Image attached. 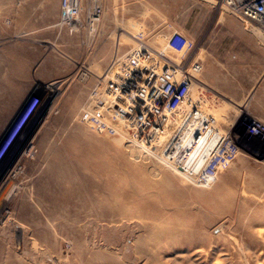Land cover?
Wrapping results in <instances>:
<instances>
[{
    "label": "rangeland",
    "instance_id": "obj_1",
    "mask_svg": "<svg viewBox=\"0 0 264 264\" xmlns=\"http://www.w3.org/2000/svg\"><path fill=\"white\" fill-rule=\"evenodd\" d=\"M134 1L103 0L122 38L140 30L124 8ZM151 1L159 7L142 9L143 17L161 14L176 41L192 42L176 56L201 63L200 72L190 69L195 95L215 128L225 134L251 121L264 128V33L243 29L220 0ZM76 35L72 63L65 46L61 55L71 71L36 88L0 89V264H264V136L232 150L215 182L201 187L177 167L201 147L191 136L173 154L92 133L78 119L103 66L98 41ZM166 36L156 35L160 48ZM30 96L40 99L26 114ZM85 171L89 215L75 222L53 198L68 188L60 173L80 182Z\"/></svg>",
    "mask_w": 264,
    "mask_h": 264
},
{
    "label": "built area",
    "instance_id": "obj_2",
    "mask_svg": "<svg viewBox=\"0 0 264 264\" xmlns=\"http://www.w3.org/2000/svg\"><path fill=\"white\" fill-rule=\"evenodd\" d=\"M220 4L264 32V0H220ZM59 8L61 27L71 34L83 32L90 42L98 41L97 60L103 70L89 88L78 119L92 133L155 145L176 154L181 151L180 136L186 132L192 142H201V147L177 167L189 182L201 187L215 182L218 167L232 150L249 149L253 137L264 136L263 126L255 121L225 134L215 128L213 117L204 112L195 95L199 79L190 69L195 65L200 72V62L187 64L182 62L183 56H176V52L184 55L192 42L181 36H177L181 41H176L174 36L179 34L170 30L161 14H154L156 31L125 30L127 37L122 38L120 31L103 28V0H59ZM163 31L170 36L160 48L156 35L166 38ZM39 99L33 96L26 114ZM211 129L220 137H213Z\"/></svg>",
    "mask_w": 264,
    "mask_h": 264
},
{
    "label": "crops",
    "instance_id": "obj_3",
    "mask_svg": "<svg viewBox=\"0 0 264 264\" xmlns=\"http://www.w3.org/2000/svg\"><path fill=\"white\" fill-rule=\"evenodd\" d=\"M124 6L133 12L126 13L127 17L134 16L136 25L146 34L159 28L152 14L145 17L142 14V9L155 11L158 4L151 0H135L134 4L126 2ZM235 17L242 22L243 29L252 26L244 19ZM59 19V0H0V89L36 88L40 80H54L63 71L72 70L70 61L72 63L77 56V51L71 49L69 44L77 35L61 27ZM102 26L105 29L111 27L108 13ZM163 33L169 34L167 31ZM64 46L70 59L65 65L61 58ZM40 61L44 67L41 74L38 69Z\"/></svg>",
    "mask_w": 264,
    "mask_h": 264
},
{
    "label": "bare ground",
    "instance_id": "obj_4",
    "mask_svg": "<svg viewBox=\"0 0 264 264\" xmlns=\"http://www.w3.org/2000/svg\"><path fill=\"white\" fill-rule=\"evenodd\" d=\"M193 69L195 71L197 70L195 68V66L193 67ZM189 136H190V134L184 132L181 134L179 141L185 140ZM30 143H31V141H30ZM30 143H28V144L26 143L27 145L25 144L26 145L25 148L29 147ZM193 143L194 142H192V144ZM196 143L197 142H195L193 145H200V142L198 144H196ZM21 152H23V151H21ZM24 152H25V150H24ZM60 175H61V178L66 180V182L68 183V188H66L63 191L58 192V194L55 195L56 197H54L53 200H64L65 201L64 203L66 204L65 209H66L67 213L70 214L73 221L78 222L83 217V215H86V216L89 215L88 201L90 200V189H89L90 177L88 176L86 171L82 173V175L80 177V182L76 181L71 173H67V174L64 173L63 174V172H62V173H60ZM59 182L61 183L62 181L60 180ZM101 190H104V189L102 188ZM102 194H105V193H102ZM78 197H82L81 199L83 202L79 203V201L77 200ZM61 206H63V205L61 204ZM55 208H58V206L55 205ZM63 208H64V206H63ZM85 226L88 227L89 223H85Z\"/></svg>",
    "mask_w": 264,
    "mask_h": 264
},
{
    "label": "water",
    "instance_id": "obj_5",
    "mask_svg": "<svg viewBox=\"0 0 264 264\" xmlns=\"http://www.w3.org/2000/svg\"><path fill=\"white\" fill-rule=\"evenodd\" d=\"M32 98H33V96H30V98L27 100L26 104L24 105L23 110L29 105V103H30V101H31ZM15 122H16V120H15ZM15 122L12 124L11 128L14 126Z\"/></svg>",
    "mask_w": 264,
    "mask_h": 264
},
{
    "label": "trees",
    "instance_id": "obj_6",
    "mask_svg": "<svg viewBox=\"0 0 264 264\" xmlns=\"http://www.w3.org/2000/svg\"><path fill=\"white\" fill-rule=\"evenodd\" d=\"M180 41H181V39L180 38H178Z\"/></svg>",
    "mask_w": 264,
    "mask_h": 264
}]
</instances>
